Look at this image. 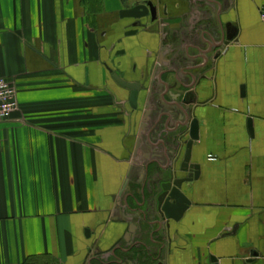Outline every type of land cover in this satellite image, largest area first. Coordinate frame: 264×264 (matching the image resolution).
<instances>
[{
    "label": "crops",
    "instance_id": "0c3cea01",
    "mask_svg": "<svg viewBox=\"0 0 264 264\" xmlns=\"http://www.w3.org/2000/svg\"><path fill=\"white\" fill-rule=\"evenodd\" d=\"M158 1L0 0L18 102L0 121V264H264V0ZM113 77L141 85L136 110ZM192 119L199 178L166 238L142 196Z\"/></svg>",
    "mask_w": 264,
    "mask_h": 264
},
{
    "label": "water",
    "instance_id": "95a60500",
    "mask_svg": "<svg viewBox=\"0 0 264 264\" xmlns=\"http://www.w3.org/2000/svg\"><path fill=\"white\" fill-rule=\"evenodd\" d=\"M158 2L160 3V0ZM146 6L149 9L150 21L152 23L156 22L157 8L152 2H147ZM225 28L226 35L223 37V46L233 42L237 32V29L229 23L225 25ZM162 57L163 54L160 58ZM113 79L121 88L128 91V104L132 110H136L139 106L138 98L141 85L139 83H126L116 77H113ZM149 98L150 95L144 99L146 111H144V120L140 127L141 132L144 131L150 121L153 106L149 104ZM187 127V133L180 132L172 138L173 142L169 145L168 152L170 162L165 168H158L152 172V174H157L155 177L150 175L151 181L147 186V195L143 194L142 196V204L152 210L151 215L153 217L149 220H151L152 226L156 227L155 232H160L166 238L169 237L172 224L180 223L190 207L188 194L192 190L191 185L198 180L200 173V165L191 161L193 143L198 141L197 120L192 119ZM181 152L183 153L180 158ZM86 234H88V231H86ZM160 245L164 248V243L160 242ZM213 263L214 261H212ZM158 264H166V261L162 260Z\"/></svg>",
    "mask_w": 264,
    "mask_h": 264
},
{
    "label": "built area",
    "instance_id": "2783aa9c",
    "mask_svg": "<svg viewBox=\"0 0 264 264\" xmlns=\"http://www.w3.org/2000/svg\"><path fill=\"white\" fill-rule=\"evenodd\" d=\"M259 18L264 26V6L259 9ZM17 108L18 102L14 83L0 78V121L8 119Z\"/></svg>",
    "mask_w": 264,
    "mask_h": 264
},
{
    "label": "flooded vegetation",
    "instance_id": "af4514ba",
    "mask_svg": "<svg viewBox=\"0 0 264 264\" xmlns=\"http://www.w3.org/2000/svg\"><path fill=\"white\" fill-rule=\"evenodd\" d=\"M160 25V24H159ZM170 49H167V45H163V47L160 49L159 55L161 56V54H163V58L165 56L168 55ZM148 90V94H146L148 97L150 95L149 98V103H150V99H151V94H152V88L147 89ZM161 255V252H160ZM162 260L160 258H158V256H150V255H145L143 258L137 260V261H133L132 264H158L161 263Z\"/></svg>",
    "mask_w": 264,
    "mask_h": 264
},
{
    "label": "rangeland",
    "instance_id": "374dc122",
    "mask_svg": "<svg viewBox=\"0 0 264 264\" xmlns=\"http://www.w3.org/2000/svg\"><path fill=\"white\" fill-rule=\"evenodd\" d=\"M160 242H162V238H161Z\"/></svg>",
    "mask_w": 264,
    "mask_h": 264
}]
</instances>
